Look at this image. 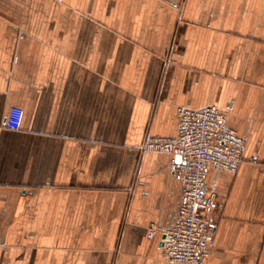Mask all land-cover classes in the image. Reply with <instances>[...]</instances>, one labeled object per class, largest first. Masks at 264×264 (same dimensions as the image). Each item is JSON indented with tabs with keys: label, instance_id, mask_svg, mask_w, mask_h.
<instances>
[{
	"label": "crops",
	"instance_id": "crops-1",
	"mask_svg": "<svg viewBox=\"0 0 264 264\" xmlns=\"http://www.w3.org/2000/svg\"><path fill=\"white\" fill-rule=\"evenodd\" d=\"M244 139L203 264H264V0H0V264H172L177 109Z\"/></svg>",
	"mask_w": 264,
	"mask_h": 264
},
{
	"label": "built area",
	"instance_id": "built-area-1",
	"mask_svg": "<svg viewBox=\"0 0 264 264\" xmlns=\"http://www.w3.org/2000/svg\"><path fill=\"white\" fill-rule=\"evenodd\" d=\"M173 137L148 136L145 152L170 156L169 171L181 178L182 203L174 227H152L162 235V253L172 264H203L214 248L212 214L218 197L206 187L207 170L236 173L242 165L244 139L218 107H179ZM180 158V160H178Z\"/></svg>",
	"mask_w": 264,
	"mask_h": 264
},
{
	"label": "water",
	"instance_id": "water-1",
	"mask_svg": "<svg viewBox=\"0 0 264 264\" xmlns=\"http://www.w3.org/2000/svg\"><path fill=\"white\" fill-rule=\"evenodd\" d=\"M178 160H180V158H178Z\"/></svg>",
	"mask_w": 264,
	"mask_h": 264
}]
</instances>
